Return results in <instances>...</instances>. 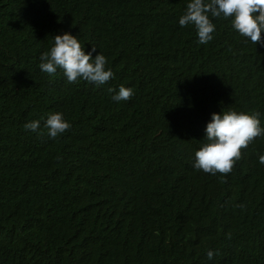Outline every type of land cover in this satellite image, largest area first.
Wrapping results in <instances>:
<instances>
[{"label": "trees", "instance_id": "1", "mask_svg": "<svg viewBox=\"0 0 264 264\" xmlns=\"http://www.w3.org/2000/svg\"><path fill=\"white\" fill-rule=\"evenodd\" d=\"M189 2L0 0V264H264V136L226 176L193 167L213 113L264 127V45L223 17L200 44ZM64 33L114 78L41 71ZM57 112L72 127L53 140Z\"/></svg>", "mask_w": 264, "mask_h": 264}, {"label": "clouds", "instance_id": "2", "mask_svg": "<svg viewBox=\"0 0 264 264\" xmlns=\"http://www.w3.org/2000/svg\"><path fill=\"white\" fill-rule=\"evenodd\" d=\"M231 19V24L241 36L253 44L264 45V0H190L184 14L179 18L181 27L194 26L200 44H208L213 39L216 25L211 18ZM97 48L85 51L77 36L70 33L54 36V44L49 51L40 56L41 71L55 75L62 69L67 82L75 84L80 80L104 85L114 78V72L106 65L107 58L100 52L93 58ZM112 99L116 102L129 100L134 92L132 88L121 85ZM259 112L227 111L223 114L213 113L211 121L206 126V139L199 150L195 152L193 167L206 174L228 175L232 172L243 151L253 141L264 136ZM72 127L63 113L49 114L44 122L46 135L49 139H57ZM26 130L42 135L39 132L41 120H32L24 125ZM59 159V157H57ZM259 162L264 164V155H259ZM241 209L245 205H238ZM229 238L231 234L229 233ZM215 253L207 252L208 260L214 258Z\"/></svg>", "mask_w": 264, "mask_h": 264}, {"label": "bare ground", "instance_id": "3", "mask_svg": "<svg viewBox=\"0 0 264 264\" xmlns=\"http://www.w3.org/2000/svg\"><path fill=\"white\" fill-rule=\"evenodd\" d=\"M231 30V29H230ZM222 33V32H221ZM231 35H232V33H231ZM231 35H229L230 37H231ZM226 36H227V34H226ZM226 38V37H225ZM228 40V39H227Z\"/></svg>", "mask_w": 264, "mask_h": 264}]
</instances>
